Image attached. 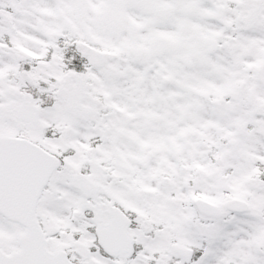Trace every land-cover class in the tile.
<instances>
[{
    "label": "snow or ice",
    "instance_id": "1",
    "mask_svg": "<svg viewBox=\"0 0 264 264\" xmlns=\"http://www.w3.org/2000/svg\"><path fill=\"white\" fill-rule=\"evenodd\" d=\"M0 264H264V0H0Z\"/></svg>",
    "mask_w": 264,
    "mask_h": 264
}]
</instances>
